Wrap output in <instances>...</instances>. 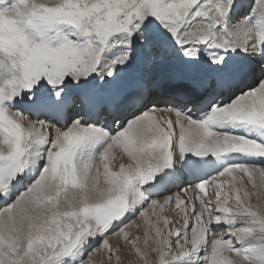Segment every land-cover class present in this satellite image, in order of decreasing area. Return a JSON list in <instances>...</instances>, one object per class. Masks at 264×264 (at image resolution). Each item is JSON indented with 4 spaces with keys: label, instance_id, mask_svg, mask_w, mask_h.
Segmentation results:
<instances>
[{
    "label": "snow or ice",
    "instance_id": "6c2138e0",
    "mask_svg": "<svg viewBox=\"0 0 264 264\" xmlns=\"http://www.w3.org/2000/svg\"><path fill=\"white\" fill-rule=\"evenodd\" d=\"M112 237L264 264V0H0V264H122Z\"/></svg>",
    "mask_w": 264,
    "mask_h": 264
},
{
    "label": "bare ground",
    "instance_id": "6f19581e",
    "mask_svg": "<svg viewBox=\"0 0 264 264\" xmlns=\"http://www.w3.org/2000/svg\"><path fill=\"white\" fill-rule=\"evenodd\" d=\"M145 71H146V73L149 76L154 77V76L157 75L156 72H153L151 70H145ZM155 101L158 103V102H162L163 100L162 99H156L155 98ZM158 105H159V107H161V109L165 108V105L163 103H158ZM167 115L168 114L166 113V114H162V115H159V116L166 118ZM118 162L119 161L117 159V162L116 163H118ZM173 191H178V189H175L174 188ZM209 191L211 192L212 189L210 188ZM189 194L191 195V193H189ZM165 215H167L170 219H173V220H176L177 219V215L175 213L171 212V211L166 212ZM134 219H135V223L137 225H141L142 226L141 227V230L139 232H137V229H136L135 225L131 229H127V230L131 232L132 236L140 235L141 237H143V235H144V232H143V220H142V218H134ZM169 227H172V225H170ZM118 239H119L120 244L122 246V251L120 253V255L122 257V264H132V261L135 259V257L129 252V250H128L127 247H124L123 246L122 239L117 238V237H112L110 239V242H112L113 243V246L115 247L116 246V242H117ZM173 239H175V238L173 237ZM95 259L97 261V264H100L102 258L100 256H96ZM114 263L115 262L113 261V264Z\"/></svg>",
    "mask_w": 264,
    "mask_h": 264
},
{
    "label": "rangeland",
    "instance_id": "374dc122",
    "mask_svg": "<svg viewBox=\"0 0 264 264\" xmlns=\"http://www.w3.org/2000/svg\"><path fill=\"white\" fill-rule=\"evenodd\" d=\"M174 225H172V227H173ZM115 264V263H114Z\"/></svg>",
    "mask_w": 264,
    "mask_h": 264
}]
</instances>
